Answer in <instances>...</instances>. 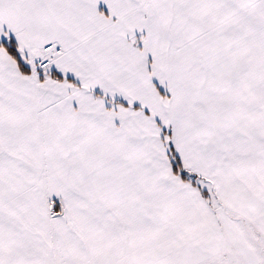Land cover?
Instances as JSON below:
<instances>
[{"label":"snow or ice","instance_id":"6c2138e0","mask_svg":"<svg viewBox=\"0 0 264 264\" xmlns=\"http://www.w3.org/2000/svg\"><path fill=\"white\" fill-rule=\"evenodd\" d=\"M0 264H264V0H0Z\"/></svg>","mask_w":264,"mask_h":264}]
</instances>
